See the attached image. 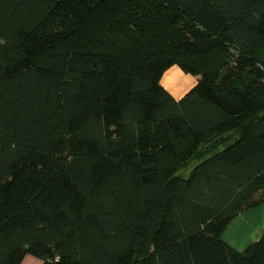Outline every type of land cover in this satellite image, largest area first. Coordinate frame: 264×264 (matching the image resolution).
<instances>
[{
	"label": "trees",
	"instance_id": "obj_1",
	"mask_svg": "<svg viewBox=\"0 0 264 264\" xmlns=\"http://www.w3.org/2000/svg\"><path fill=\"white\" fill-rule=\"evenodd\" d=\"M261 203L264 0H0V264H264Z\"/></svg>",
	"mask_w": 264,
	"mask_h": 264
},
{
	"label": "crops",
	"instance_id": "obj_2",
	"mask_svg": "<svg viewBox=\"0 0 264 264\" xmlns=\"http://www.w3.org/2000/svg\"><path fill=\"white\" fill-rule=\"evenodd\" d=\"M174 74H182L175 65L163 74L161 84L174 98H178L170 82ZM262 233H264V203L247 209L235 217L223 231L221 239L235 250L243 251ZM20 264H43V262L34 256L25 255Z\"/></svg>",
	"mask_w": 264,
	"mask_h": 264
},
{
	"label": "rangeland",
	"instance_id": "obj_3",
	"mask_svg": "<svg viewBox=\"0 0 264 264\" xmlns=\"http://www.w3.org/2000/svg\"><path fill=\"white\" fill-rule=\"evenodd\" d=\"M117 40H116V45H117V47L118 46H120L121 44H122V41H123V37H124V34L122 35V34H117V35H115L114 36ZM188 58H190V57H188ZM190 63H192V59H191V62ZM180 69V68H179ZM182 71V70H181ZM171 79L172 80H170V82L172 83L171 84V86H172V88H174V90H175V92H176V96L178 97V98H180L182 95H184L185 94V92L189 89V88H191L193 85H194V83L196 82V80H197V77L196 76H193V75H191V74H187V73H184L183 71H182V74H174V75H172V77H171ZM213 141H212V143L210 144V146L209 147H207V148H211V149H213ZM212 151V150H211ZM194 164H196V163H191V167L194 165ZM190 166L189 167H187L186 169H184V170H182V171H179L178 172V174H181V175H187L188 174V172H189V168H190ZM253 242V241H252Z\"/></svg>",
	"mask_w": 264,
	"mask_h": 264
}]
</instances>
